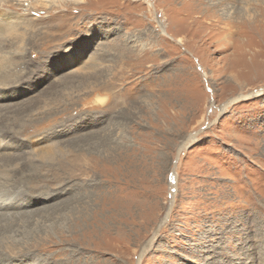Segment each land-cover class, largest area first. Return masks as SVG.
I'll list each match as a JSON object with an SVG mask.
<instances>
[{
  "label": "rangeland",
  "instance_id": "obj_1",
  "mask_svg": "<svg viewBox=\"0 0 264 264\" xmlns=\"http://www.w3.org/2000/svg\"><path fill=\"white\" fill-rule=\"evenodd\" d=\"M1 173L0 264H264V0H0Z\"/></svg>",
  "mask_w": 264,
  "mask_h": 264
},
{
  "label": "bare ground",
  "instance_id": "obj_2",
  "mask_svg": "<svg viewBox=\"0 0 264 264\" xmlns=\"http://www.w3.org/2000/svg\"><path fill=\"white\" fill-rule=\"evenodd\" d=\"M61 1H65V0H61ZM68 1V0H67ZM37 2H39V3H41V2H44V4H49V5H54V3H56V2H59V0H37ZM181 40H178V42H180ZM179 153H180V151H179ZM4 175H6V174H3V173H1L0 174V186L3 184L4 185V183H3V181L5 182L6 180L4 179L5 177H4ZM2 176L4 177L3 179H2ZM9 177V176H8ZM7 182H8V180H7ZM1 203H0V209H4V208H6V207H8L9 205H10V203H7L6 202V200H4V199H1ZM13 225V224H12ZM4 234L0 231V243H2L1 241H3V239H4ZM21 240V239H20ZM25 240V239H24ZM23 241V240H22ZM38 242V241H37ZM28 243V242H27ZM31 243V242H30ZM24 244H26V243H24ZM29 244V243H28ZM27 245V244H26ZM37 245H39V244H37ZM27 249V250H26ZM30 249V248H29ZM28 248H26L25 246H24V248L23 249H21V248H19V247H16V246H13V249H11V251H13V252H16L15 254H14V256H21V257H23V256H28L29 254H27V253H30V252H25V251H28L29 250ZM34 250V249H33ZM2 254V253H1ZM1 259V258H0ZM3 261V260H2ZM4 262V261H3Z\"/></svg>",
  "mask_w": 264,
  "mask_h": 264
}]
</instances>
